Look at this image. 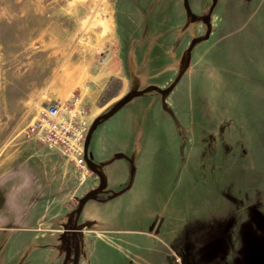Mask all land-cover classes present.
<instances>
[{
  "label": "rangeland",
  "instance_id": "1",
  "mask_svg": "<svg viewBox=\"0 0 264 264\" xmlns=\"http://www.w3.org/2000/svg\"><path fill=\"white\" fill-rule=\"evenodd\" d=\"M148 1L153 0L143 2ZM212 4L213 0H186L192 9L190 27H194L182 38L156 40L159 33L133 29L121 40L123 20L134 22L140 0H0V120L9 119V129L18 135L21 116L28 111L33 116L46 104H22L14 97L49 82L55 83L63 101L72 93L86 91L95 80L84 70L89 60L92 74L101 75L98 83L103 87L99 98L86 100L95 118L144 92L165 97L164 106L173 113L182 95L192 96L195 185L187 186L181 195L176 179L169 180L175 166L166 168V159L156 162L149 185V191H154L149 207L165 214L164 223L174 236L165 240L166 250L172 260L177 254L180 264H264V0H217L211 24L206 25L202 18L210 14ZM208 31L211 36L206 40ZM194 39L198 43L190 53ZM131 109L139 112L138 106ZM190 111L185 108L183 114ZM164 125L162 131L168 129ZM181 125L184 135L191 127L184 119ZM136 127L137 141L145 144L151 121ZM164 134L167 142L162 145L166 146L173 136ZM4 140L0 131V175L6 171L14 175L15 157L7 167L2 163ZM46 167L39 173L41 185L49 178L50 183L34 201L40 209L35 234L41 243L55 241L56 264H64V235L72 218L62 224L59 220L68 210L74 215L86 196V181L79 179L70 162L51 171ZM20 186L14 180H0V212L4 214L0 213V264H18L24 253L21 244L26 232L10 213L25 208V201L5 198L16 197ZM155 190H159L157 197ZM8 219L10 225L5 224ZM155 225L150 224L151 230ZM80 237H76L78 244ZM107 255L100 254L102 262ZM113 255L117 257L114 264H123L120 254ZM172 260L169 264H174Z\"/></svg>",
  "mask_w": 264,
  "mask_h": 264
},
{
  "label": "crops",
  "instance_id": "2",
  "mask_svg": "<svg viewBox=\"0 0 264 264\" xmlns=\"http://www.w3.org/2000/svg\"><path fill=\"white\" fill-rule=\"evenodd\" d=\"M140 1L139 9L135 8L134 22L123 20L121 40H126L127 32L133 29L159 33V36L154 37L156 40L170 39L175 35L182 38L188 32L191 22L186 0H166L163 3L162 0ZM141 7L148 10L142 11ZM177 8L178 14L175 12ZM193 12L195 14L194 9ZM193 21L195 19L192 17ZM191 27L193 29L194 26ZM145 39L141 36V40ZM132 53L135 54L134 51ZM86 62L84 70L95 80L85 89L83 95L86 100L92 101L94 97L101 96L103 87L98 83L101 75L92 74L93 63L90 60L89 63ZM55 86L54 82H49L41 89H33L30 94H21L14 99L22 104H48L63 100L64 96L54 88ZM152 93L144 92L131 97L113 115L102 118L91 134L88 156L92 166L91 173L85 180L84 195L97 190L102 183L106 185V190L86 203L79 215V223H88L90 226L76 236H81L76 264H114L117 257L113 253L120 254L119 260L123 264H169V259L172 260L171 253L166 250L168 244L165 240L174 236L170 235L172 230L164 223L165 214L162 216L161 212L150 209L149 197L154 191H149V185L155 177L153 173L156 162H163L165 159L167 161L163 164L166 168L175 166L174 176L169 180L176 179V187L181 189V195L187 186L195 185V100L188 94L182 95L174 106L173 113L170 108H165V97ZM136 106L139 107V112L135 113L131 108ZM185 108L191 110L188 115L183 114ZM146 110L151 114L145 113ZM39 111L33 116L30 111L21 116L17 127V130L20 129L18 135L9 129V119L0 120L1 135L5 137V159L2 163L7 167L8 162H12V157H15L14 165L17 168L14 175H11L10 171L0 175V180L7 183L14 180L21 185L16 197L5 198L25 201V208H16L10 213L19 219L16 223L20 224L24 233L26 232L21 244L24 253L18 264H56L55 241L48 239L46 243H41L39 235L35 234L40 222V209L34 206V201L39 198L46 184L50 183L49 178L45 180V185H41L43 182L39 173L44 165L46 164L48 169H56L57 165L66 167L68 162L54 153H43L44 149L38 150L35 144L26 143L20 135ZM149 115L152 117L149 118ZM101 117L95 118L91 115L93 124ZM147 119L148 122L151 121L152 128H148L146 143L141 144L137 141L138 136L134 130L137 125L147 123ZM183 119L189 121L191 127L185 130L184 135L180 133ZM163 122L168 128L164 130L165 133L173 136V139L169 140L170 144L166 146L162 145L163 141L167 142V135L164 134L163 137L164 131L161 128ZM119 155L123 156L118 157ZM132 173L134 175L131 187L120 196L111 198L114 193L129 185ZM50 185L54 186V182ZM155 191L157 197L159 190ZM26 201H30V204ZM68 212L67 216L59 220L61 224L73 217L71 215L74 211ZM0 213L4 215L2 210ZM160 219L161 224L158 225ZM9 222L8 219L5 224L10 225ZM151 223L156 224V232L155 228L151 230ZM101 253L108 254L105 262L100 259ZM175 256L181 260L177 254Z\"/></svg>",
  "mask_w": 264,
  "mask_h": 264
},
{
  "label": "built area",
  "instance_id": "3",
  "mask_svg": "<svg viewBox=\"0 0 264 264\" xmlns=\"http://www.w3.org/2000/svg\"><path fill=\"white\" fill-rule=\"evenodd\" d=\"M92 127L91 112L81 91L65 101L46 104L20 135L26 143L40 145L72 163L85 182L91 173L86 149ZM173 262L180 264V259L175 257Z\"/></svg>",
  "mask_w": 264,
  "mask_h": 264
},
{
  "label": "water",
  "instance_id": "4",
  "mask_svg": "<svg viewBox=\"0 0 264 264\" xmlns=\"http://www.w3.org/2000/svg\"><path fill=\"white\" fill-rule=\"evenodd\" d=\"M216 5H217V0H213V4H212L211 9H210V14H208V15H206V16H204V17L202 18V21H203L206 25H210V24H211L212 13H213V11L215 10ZM188 13H189V12H188ZM193 18L196 20V17H195V16H193ZM210 36H211V32L208 31V32L206 33V35H205V39L208 40V39L210 38ZM197 43H198V39H194V40L191 42V45H190V47H189V49H188V51H189L190 53L192 52V50L194 49V47L196 46ZM177 83H178V79H177V80L174 82V84L168 89V91H171V89H172ZM154 89L159 90L157 87H154ZM130 98H131V97L122 100V101L120 102V105H119L118 108H120L122 105H125V104L130 100ZM118 108H116L115 110H113V111H112L111 113H109L108 115H105V116L101 117L100 119H98V120L93 124L92 130H91V133H90V136H89V139H88V143H87V149H86V150H87L86 159H87V161H88V165H89L90 169H91L92 163H91V161L89 160V156H88V145H89V141H90V138H91V134H92V132L94 131V129L97 127L98 123L100 122V120H101L102 118H106V117H109V116L113 115V114L117 111ZM165 108L167 109L166 106H165ZM119 156H120V155H119ZM119 156H118V157H119ZM105 190H106V185H105L104 183H102V184L99 186V188H98L97 190H95V191H93V192L87 194V195L81 200V202H80V204H79V207H78V209H77L78 217H77V218H74V215H72V216H73V217H72V221L74 222V225H73L74 227L72 228V231H73V235H74V236H77L78 234H80V233L83 232L86 228H88V227L90 226V224H88V223H79V215H80V213H81L83 207L85 206V204L88 203V202L91 201V200H94L98 194L102 193V192L105 191ZM70 259H71V249H70V247H68V249H67V253H66V258H65V261H64V264H68L69 261H70Z\"/></svg>",
  "mask_w": 264,
  "mask_h": 264
},
{
  "label": "flooded vegetation",
  "instance_id": "5",
  "mask_svg": "<svg viewBox=\"0 0 264 264\" xmlns=\"http://www.w3.org/2000/svg\"><path fill=\"white\" fill-rule=\"evenodd\" d=\"M73 225H74V222L72 221V224L70 226V230H68L67 234L64 235V239L67 242L66 249H68V247H70L71 259L74 258L75 259L74 264H76L77 258H78L79 244H78V241L76 240V236L73 235V231H72V228L74 227ZM68 233H70V234H68ZM73 247H75L77 249V251H75L74 254H73Z\"/></svg>",
  "mask_w": 264,
  "mask_h": 264
},
{
  "label": "trees",
  "instance_id": "6",
  "mask_svg": "<svg viewBox=\"0 0 264 264\" xmlns=\"http://www.w3.org/2000/svg\"><path fill=\"white\" fill-rule=\"evenodd\" d=\"M187 10H188L189 13H191V9L189 8V5L187 6ZM122 156L123 155H120L119 157H122ZM133 175H134V173H132V178H131V181H130L129 185L125 189H123L122 191L117 192V193H114L111 198L120 196L121 194H123L124 192H126L131 187L132 182H133ZM78 207H79V205L76 207V210H75V213H74V218H77L78 217V214H77Z\"/></svg>",
  "mask_w": 264,
  "mask_h": 264
}]
</instances>
